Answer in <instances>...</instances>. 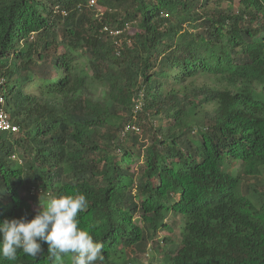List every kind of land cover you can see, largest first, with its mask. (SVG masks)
Wrapping results in <instances>:
<instances>
[{
  "label": "trees",
  "instance_id": "obj_1",
  "mask_svg": "<svg viewBox=\"0 0 264 264\" xmlns=\"http://www.w3.org/2000/svg\"><path fill=\"white\" fill-rule=\"evenodd\" d=\"M91 1L0 0V109L19 127L0 134V223L79 192L96 264L170 244V213L167 264H264V0ZM43 247L0 264H54Z\"/></svg>",
  "mask_w": 264,
  "mask_h": 264
},
{
  "label": "clouds",
  "instance_id": "obj_2",
  "mask_svg": "<svg viewBox=\"0 0 264 264\" xmlns=\"http://www.w3.org/2000/svg\"><path fill=\"white\" fill-rule=\"evenodd\" d=\"M87 207L85 194L77 192L51 199L31 220H4L0 223V260L15 261L21 251L37 259L44 254L43 245H47L54 264H63L69 256L72 264L103 261L104 245L80 227L78 215Z\"/></svg>",
  "mask_w": 264,
  "mask_h": 264
},
{
  "label": "rangeland",
  "instance_id": "obj_3",
  "mask_svg": "<svg viewBox=\"0 0 264 264\" xmlns=\"http://www.w3.org/2000/svg\"><path fill=\"white\" fill-rule=\"evenodd\" d=\"M95 3L94 4H90V7L92 8H97L98 9V12L99 13H102L104 12V9L98 7L97 5V1L94 0ZM130 35H134L136 31V29H131V25H127L126 29H125ZM105 31V30H104ZM124 30H118V32L116 31H113L111 34L114 36L113 38H115V36H118L121 35V33L123 32ZM91 74V71L90 70H87L86 72H84V75L85 76H90ZM187 85H191V87H205L207 85L210 84V82L205 79V78H198L197 80L193 81L192 83L187 82L186 83ZM139 108V107H137ZM11 121V120H10ZM12 122V121H11ZM12 124L14 125V123L12 122ZM153 125L154 127H159L160 123L158 122H153ZM17 126V125H16ZM19 128V127H18ZM17 132V131H16ZM9 134L11 135H14L15 133L13 132H9ZM149 143V142H148ZM20 150L18 149V152H17V157H20ZM142 163V162H141ZM136 166H138V164H133L131 167H132V170H135L136 169ZM24 192L22 193V196H24ZM50 201H47V203H49ZM44 205H47V204H44ZM43 205L41 204V206H36L34 205L33 206V209L34 210H37V209H42ZM167 223L169 224V226L172 228L171 230H164L162 231L161 233H159V237L161 238H164V237H170L172 240H171V243L168 244L167 246H162L160 249L158 250H150L148 255L146 257H144L142 260H141V257H140V260H141V263L140 264H167V262L164 261V253L167 252L168 249H173L175 248V244H177L179 242V239H180V236H181V218L180 216L178 215H174V213H170V215L168 216L167 218ZM153 240H156L153 239ZM152 240V241H153ZM151 242V241H149Z\"/></svg>",
  "mask_w": 264,
  "mask_h": 264
},
{
  "label": "built area",
  "instance_id": "obj_4",
  "mask_svg": "<svg viewBox=\"0 0 264 264\" xmlns=\"http://www.w3.org/2000/svg\"><path fill=\"white\" fill-rule=\"evenodd\" d=\"M94 3H95V1L92 0L91 4H94ZM116 32H118V30ZM1 83H2V81H1ZM0 103L1 104L3 103V98H1V97H0ZM3 132L18 133L19 132V128H18V126L13 125L12 122L10 121V119H9L8 114L3 109H0V134L3 133Z\"/></svg>",
  "mask_w": 264,
  "mask_h": 264
}]
</instances>
